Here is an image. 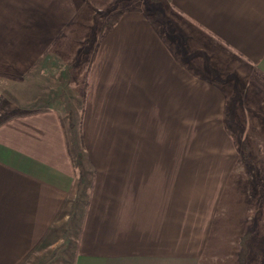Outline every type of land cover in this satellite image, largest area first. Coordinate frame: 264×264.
<instances>
[{"label":"crops","instance_id":"1","mask_svg":"<svg viewBox=\"0 0 264 264\" xmlns=\"http://www.w3.org/2000/svg\"><path fill=\"white\" fill-rule=\"evenodd\" d=\"M73 214V264H264V0H0V264Z\"/></svg>","mask_w":264,"mask_h":264},{"label":"rangeland","instance_id":"2","mask_svg":"<svg viewBox=\"0 0 264 264\" xmlns=\"http://www.w3.org/2000/svg\"><path fill=\"white\" fill-rule=\"evenodd\" d=\"M152 5L155 6V4H152ZM89 45L90 46L92 45V40L89 41ZM91 55L92 54L90 52L89 53L85 52L84 54V62H85L84 73H86V70H87L86 67L88 66V62H90L91 60ZM232 135L234 137L233 139L234 143L237 141V145L239 146L238 149L230 150L228 153L222 152V154L225 157L226 156H233V157L238 156L240 159H243L244 161L245 159L249 161L250 150H246L242 147V144H243L241 142L243 140L242 134L233 133ZM204 142L205 140L199 137V134H196V133L190 134L187 132H181V157H185V158L194 157L196 158L197 162L200 161L202 165H207L205 163H208L211 161H219V158L216 159L218 157V155L216 154L220 155V153H215V152H218L219 150L207 147L206 142L205 143ZM82 156H84V153L82 154ZM241 166L244 167L243 170ZM241 166L239 165L237 166V167H240L239 169H237V172H240V171H244L245 173L252 172V166L250 164H243ZM203 167H206V166H203ZM230 171L232 170H230L229 168L228 172ZM233 172H236V169ZM208 188H211V186H209ZM87 193L88 191L86 190L84 198L87 196ZM79 220H80V214H78L77 217H75L73 214V216L69 219L67 253L65 252L66 253L65 255L63 254L61 255L62 258L61 260L56 262L57 264H73V256H74V250H75V245H76V235H77V229H78L77 223L79 224L78 222ZM75 221H77V223Z\"/></svg>","mask_w":264,"mask_h":264}]
</instances>
